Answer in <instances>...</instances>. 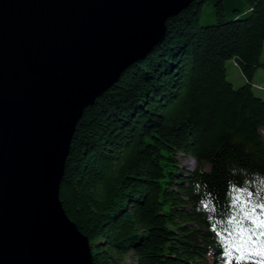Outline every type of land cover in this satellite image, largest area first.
Here are the masks:
<instances>
[{"label":"trees","instance_id":"16d2710c","mask_svg":"<svg viewBox=\"0 0 264 264\" xmlns=\"http://www.w3.org/2000/svg\"><path fill=\"white\" fill-rule=\"evenodd\" d=\"M167 25L85 110L64 210L93 264L130 253L135 264H264V86L252 81L264 69V0H195ZM230 60L246 78L237 88Z\"/></svg>","mask_w":264,"mask_h":264},{"label":"water","instance_id":"95a60500","mask_svg":"<svg viewBox=\"0 0 264 264\" xmlns=\"http://www.w3.org/2000/svg\"><path fill=\"white\" fill-rule=\"evenodd\" d=\"M195 0H0V264H93L60 200L78 123Z\"/></svg>","mask_w":264,"mask_h":264},{"label":"rangeland","instance_id":"374dc122","mask_svg":"<svg viewBox=\"0 0 264 264\" xmlns=\"http://www.w3.org/2000/svg\"><path fill=\"white\" fill-rule=\"evenodd\" d=\"M210 11V8L205 7L204 13L201 18V21L205 24L209 22L211 19H209L207 13ZM177 17V16H175ZM173 17V18H175ZM171 20V19H170ZM213 20V19H212ZM168 28V25H167ZM261 60L264 62V46L262 50ZM226 72H227V78L228 80L233 83L234 87H240L244 84H246V78L243 76L240 67L235 66V61L230 60L226 63ZM253 82L257 84H262L264 86V69L259 68L252 79ZM264 96V93L257 92ZM262 134L264 136V130L262 131ZM182 167L186 169L187 171H194L198 167V163L191 158L182 160ZM206 169H208L207 166H205ZM136 263V256L134 253H130L127 256L123 257L122 264H135Z\"/></svg>","mask_w":264,"mask_h":264},{"label":"crops","instance_id":"0c3cea01","mask_svg":"<svg viewBox=\"0 0 264 264\" xmlns=\"http://www.w3.org/2000/svg\"><path fill=\"white\" fill-rule=\"evenodd\" d=\"M260 85H262V84H260Z\"/></svg>","mask_w":264,"mask_h":264},{"label":"bare ground","instance_id":"6f19581e","mask_svg":"<svg viewBox=\"0 0 264 264\" xmlns=\"http://www.w3.org/2000/svg\"><path fill=\"white\" fill-rule=\"evenodd\" d=\"M193 160V159H192Z\"/></svg>","mask_w":264,"mask_h":264}]
</instances>
